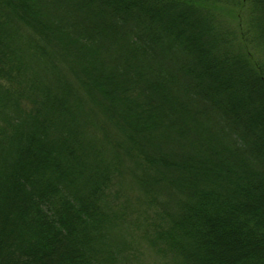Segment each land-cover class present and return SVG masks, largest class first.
Here are the masks:
<instances>
[{
  "label": "trees",
  "instance_id": "1",
  "mask_svg": "<svg viewBox=\"0 0 264 264\" xmlns=\"http://www.w3.org/2000/svg\"><path fill=\"white\" fill-rule=\"evenodd\" d=\"M0 264H264V0H0Z\"/></svg>",
  "mask_w": 264,
  "mask_h": 264
},
{
  "label": "rangeland",
  "instance_id": "2",
  "mask_svg": "<svg viewBox=\"0 0 264 264\" xmlns=\"http://www.w3.org/2000/svg\"><path fill=\"white\" fill-rule=\"evenodd\" d=\"M256 55H257V53H255ZM149 261V260H148ZM148 261L147 262H145V263H148Z\"/></svg>",
  "mask_w": 264,
  "mask_h": 264
}]
</instances>
